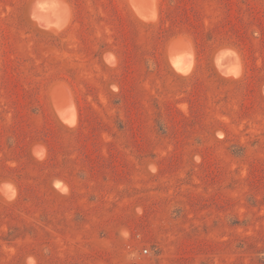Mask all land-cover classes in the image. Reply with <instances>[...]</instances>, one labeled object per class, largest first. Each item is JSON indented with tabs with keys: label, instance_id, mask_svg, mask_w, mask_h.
Listing matches in <instances>:
<instances>
[{
	"label": "rangeland",
	"instance_id": "obj_1",
	"mask_svg": "<svg viewBox=\"0 0 264 264\" xmlns=\"http://www.w3.org/2000/svg\"><path fill=\"white\" fill-rule=\"evenodd\" d=\"M264 264V0H0V264Z\"/></svg>",
	"mask_w": 264,
	"mask_h": 264
},
{
	"label": "clouds",
	"instance_id": "obj_2",
	"mask_svg": "<svg viewBox=\"0 0 264 264\" xmlns=\"http://www.w3.org/2000/svg\"><path fill=\"white\" fill-rule=\"evenodd\" d=\"M29 264H35V261L32 258H29Z\"/></svg>",
	"mask_w": 264,
	"mask_h": 264
},
{
	"label": "built area",
	"instance_id": "obj_3",
	"mask_svg": "<svg viewBox=\"0 0 264 264\" xmlns=\"http://www.w3.org/2000/svg\"><path fill=\"white\" fill-rule=\"evenodd\" d=\"M131 264H138V263H131Z\"/></svg>",
	"mask_w": 264,
	"mask_h": 264
}]
</instances>
